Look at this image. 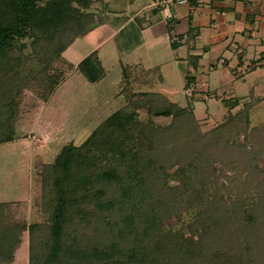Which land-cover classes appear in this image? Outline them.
<instances>
[{
    "label": "trees",
    "instance_id": "1",
    "mask_svg": "<svg viewBox=\"0 0 264 264\" xmlns=\"http://www.w3.org/2000/svg\"><path fill=\"white\" fill-rule=\"evenodd\" d=\"M97 1L0 0V143L13 139L27 79L47 98L61 78L53 63L100 23ZM35 59L40 69L24 75ZM77 68L91 82L107 73L98 50ZM129 74L125 104L42 171L45 220H9L0 202V264L25 230L29 264H264V121L248 129L252 102L203 132L192 103L136 91ZM239 102L224 99L229 110ZM175 110L167 124L153 119Z\"/></svg>",
    "mask_w": 264,
    "mask_h": 264
},
{
    "label": "rangeland",
    "instance_id": "2",
    "mask_svg": "<svg viewBox=\"0 0 264 264\" xmlns=\"http://www.w3.org/2000/svg\"><path fill=\"white\" fill-rule=\"evenodd\" d=\"M129 0H99L95 7L101 14L96 31L84 37H79L63 53L61 59L55 61V71L61 73V78L47 98L42 96V87L34 81L22 88L17 96L19 110L14 123L13 139L9 142L0 143V202H10L8 211L9 220L43 221L46 215L41 210V196L43 190L42 171L46 165L53 164L57 155L64 146L74 143L81 144L89 135L112 113L118 110L126 102L125 82L123 81L122 66H112L117 59H103L105 68L110 69L105 77L98 82L84 79L81 72L74 71L77 68L74 63L82 58L90 48L97 44L100 38L112 34L109 43L104 45L103 52H112L117 49L119 55L124 58L129 46L118 45L125 40L123 31H117L118 20L108 21L104 16L108 5L112 11H118L122 7L127 9ZM113 3H117L114 5ZM108 4V5H107ZM93 5V6H94ZM122 6V7H121ZM134 4H130V12ZM120 16L118 19H122ZM117 19V18H116ZM27 47L25 53L31 51V38H25ZM123 43V42H122ZM115 46V48L113 47ZM25 60V59H24ZM70 61L74 63L71 64ZM29 63V61H27ZM32 70L26 65L23 74H35L40 69L41 62L38 59L31 61ZM170 63L161 66V72L167 70ZM28 69V71H27ZM53 72V71H52ZM176 72L166 73L165 85L174 93L170 96L183 104L191 102L193 91L186 88L183 92V84L175 78ZM132 75V74H131ZM147 75V74H146ZM144 77L140 74L135 77ZM151 80L156 88L160 81L156 72H151ZM140 79V78H139ZM139 79H131L132 88H143ZM26 80V79H25ZM32 81V80H31ZM27 82V81H26ZM187 84V83H186ZM147 88V87H144ZM186 94V95H185ZM188 96V97H187ZM209 110L198 101L195 114L201 124L202 131H206L230 117L232 112L225 105L210 102ZM202 106V107H198ZM207 106V105H206ZM244 104L241 108L243 110ZM240 108V109H241ZM229 111L231 112L229 114ZM149 112L141 109L137 112V118H149ZM177 115V111L154 116L157 124H167ZM248 129L264 121V104L254 105L250 111L249 107ZM247 131V129H246ZM244 130L237 133L236 139L243 140ZM255 165H264V155L255 159ZM173 182H176L175 179ZM186 215V214H185ZM183 216V215H182ZM189 218V214L186 216ZM179 219V218H178ZM172 224L178 229L180 227L177 218L172 219ZM184 231L189 233L188 229ZM15 258L7 264H29L30 242L28 230L22 232Z\"/></svg>",
    "mask_w": 264,
    "mask_h": 264
},
{
    "label": "crops",
    "instance_id": "3",
    "mask_svg": "<svg viewBox=\"0 0 264 264\" xmlns=\"http://www.w3.org/2000/svg\"><path fill=\"white\" fill-rule=\"evenodd\" d=\"M129 1L127 9L121 6L115 12L107 4L109 12L104 15L108 21L118 20L117 31L127 33L125 40L118 44L130 47L124 58L117 49L107 51L110 45L103 52L104 45L112 38L110 34L100 38L77 62L69 60L71 64L77 68L85 56L98 50L102 63L103 59H117L113 67L120 64L123 73L130 72V80L140 78L147 87L134 90L159 93L174 103L185 105L174 100L170 96L174 92L165 85V74L174 71L175 78L183 84L184 93L186 88L194 87L193 95L187 97L192 98L189 103L195 111L198 101L209 110L210 102L225 105V98L240 100L231 111L239 110L248 101L252 102L250 111L254 105L264 104V0L190 1L172 7V16L154 7V0ZM130 4L134 6L129 14ZM93 9L101 21L98 13L102 12L95 5ZM120 16L123 18L118 19ZM98 25L85 36L94 33ZM167 63L170 67L161 72V66ZM74 71L80 72L78 68ZM151 72L158 74V88L151 80ZM140 74L145 76L134 79ZM188 78L192 79L189 83Z\"/></svg>",
    "mask_w": 264,
    "mask_h": 264
},
{
    "label": "built area",
    "instance_id": "4",
    "mask_svg": "<svg viewBox=\"0 0 264 264\" xmlns=\"http://www.w3.org/2000/svg\"><path fill=\"white\" fill-rule=\"evenodd\" d=\"M191 0H154L153 6L156 8L164 9L165 14L167 16H172V7L179 4L190 3ZM191 91H193L194 87H188Z\"/></svg>",
    "mask_w": 264,
    "mask_h": 264
}]
</instances>
